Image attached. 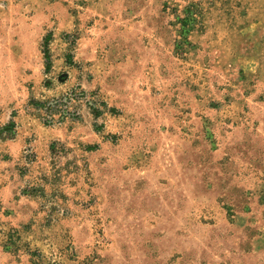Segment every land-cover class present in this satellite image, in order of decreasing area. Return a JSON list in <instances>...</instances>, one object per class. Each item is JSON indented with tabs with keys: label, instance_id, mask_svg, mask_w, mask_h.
I'll return each instance as SVG.
<instances>
[{
	"label": "rangeland",
	"instance_id": "rangeland-1",
	"mask_svg": "<svg viewBox=\"0 0 264 264\" xmlns=\"http://www.w3.org/2000/svg\"><path fill=\"white\" fill-rule=\"evenodd\" d=\"M0 264H264V0H0Z\"/></svg>",
	"mask_w": 264,
	"mask_h": 264
}]
</instances>
